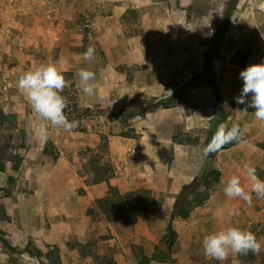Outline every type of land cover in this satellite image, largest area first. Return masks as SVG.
<instances>
[{"label": "rangeland", "instance_id": "obj_1", "mask_svg": "<svg viewBox=\"0 0 264 264\" xmlns=\"http://www.w3.org/2000/svg\"><path fill=\"white\" fill-rule=\"evenodd\" d=\"M154 1L111 20L106 16L117 1L0 0V264H47L43 255L52 247L60 264H94L103 256L136 264L139 254L164 249L170 213L191 191H203L200 180L210 170L219 178L207 199L170 223L176 235L170 261L150 264H264V199L253 194L249 205L223 192L233 175L250 190L245 164L264 180V125L234 99L243 86L240 72L264 63V0ZM89 45L96 49L91 63L82 59ZM136 49L142 53L133 54ZM236 51L247 53L243 67L229 64ZM137 56L146 64H137ZM41 63L70 72L79 107L91 111L71 116L78 121L72 132L49 129L47 141L34 133L35 115L16 87L23 72ZM82 68L95 73L92 96L77 87ZM165 89L168 97L160 100ZM173 95L172 108L157 105ZM149 104L147 114L122 122L120 110ZM220 124H239L244 142L208 155L185 180L194 150L204 157ZM128 127L136 138L118 136ZM174 135L179 144L167 153ZM109 188L147 189L159 205L123 225L95 208ZM230 226L255 234L259 253L230 254L223 262L205 257L202 238Z\"/></svg>", "mask_w": 264, "mask_h": 264}, {"label": "clouds", "instance_id": "obj_2", "mask_svg": "<svg viewBox=\"0 0 264 264\" xmlns=\"http://www.w3.org/2000/svg\"><path fill=\"white\" fill-rule=\"evenodd\" d=\"M96 49L89 45L82 53V59L91 63L95 58ZM60 65L65 62L59 61ZM77 87L86 96L94 95L95 73L87 68H82L77 73ZM243 81L241 92L234 99L237 104L245 105L242 112L248 113L252 108V114L256 121L264 125V63L250 64L240 74ZM72 81L65 75L56 63H41L40 65L23 72L16 87L24 96L35 115L34 133L43 141L50 136L49 129L72 132L78 127V121L69 120L65 114L68 99L63 95ZM244 132L239 124H232L229 128L220 124L211 140L203 148L205 157L217 153L225 145L231 143H243ZM244 171L251 181L250 190H246L239 176L233 175L226 183L223 192L230 199H241L252 203L253 194L257 198L264 199V180L256 174V169L248 164L244 165ZM261 242L251 231L230 226L209 233L202 238L201 247L203 255L217 261H225L230 254L247 255L249 252L256 254L261 249Z\"/></svg>", "mask_w": 264, "mask_h": 264}, {"label": "trees", "instance_id": "obj_3", "mask_svg": "<svg viewBox=\"0 0 264 264\" xmlns=\"http://www.w3.org/2000/svg\"><path fill=\"white\" fill-rule=\"evenodd\" d=\"M247 59V53L242 51H236L233 56L229 60V64L236 67H243ZM65 78L72 81L70 87L66 88L63 92V95L68 99V106L65 109V114L70 120L71 116H73L77 112L79 113L78 116L86 117L89 113H91L89 108H82L79 107L78 104V97L76 94L75 83L72 78V74L70 72L64 73ZM177 95H173L169 99L164 101H159L157 105L162 109H170L174 106L177 101ZM152 104L147 105L142 110L139 111H126L120 110L118 113L123 118L122 122H128L130 118L134 115L141 116L145 110L151 108ZM77 116V115H76ZM76 119L78 117H75ZM118 136L126 138V139H134L138 135H136L132 128L127 129L125 132H120ZM176 135L172 136V142L179 144L176 140ZM236 143H231L225 145L222 150H226ZM42 154L49 155V151L46 147L43 148ZM2 169V166L0 167ZM219 173L215 170H210L206 173L200 180V184L203 186V191H191V197L189 199H184L176 203L179 205L177 211L173 210L170 213L168 225L166 227V233L163 238L164 249H160L159 247H154L153 252L149 255H138V260L136 264H150L154 263H166L170 261L171 255V248L174 244L175 240V233L170 227V223L174 218L185 219L189 215L190 211L200 205L207 199L206 191L213 187V184L218 182ZM95 208L103 217L106 218H116L118 219L121 224L123 225H130L132 224L137 216L142 213L150 212L156 209L159 205L153 196L151 195L150 191L147 189H136L132 190L123 194L118 193L114 188H109L108 193L103 198L97 199L95 201ZM260 231L264 232V219L263 222L260 224ZM257 237V236H256ZM10 248V247H9ZM25 252L29 253L26 249ZM38 256H41L38 253ZM43 257L47 260V264H60L58 258V250L55 247H52L46 251ZM94 260H97L94 258ZM98 260L99 262H95L94 264H115L111 258L108 257H101ZM42 264V263H40Z\"/></svg>", "mask_w": 264, "mask_h": 264}, {"label": "crops", "instance_id": "obj_4", "mask_svg": "<svg viewBox=\"0 0 264 264\" xmlns=\"http://www.w3.org/2000/svg\"><path fill=\"white\" fill-rule=\"evenodd\" d=\"M112 1L113 2L117 1V2L115 4H112V6H111V8H112L111 13L112 14L110 16H106V19L110 18L111 20H115V19L120 18L123 14L126 13V11L128 9L147 8L150 5L156 4L155 1H154L155 3H152V0H119V1L118 0H100L102 5H108L109 2H112ZM57 14H58V17L56 16ZM54 15H55L54 16L55 19L60 17L58 11H56V13ZM148 17L150 18V15H146V18H148ZM41 21L45 25V26H42V27H45V28L48 27V26H52L53 27V25L50 22H47V21L45 22V20H41ZM60 23H61V21H59V24L56 26V28H53V34L55 35V38H56L57 33H60V31H61ZM59 28H60V30H59ZM147 31L149 32V30H147ZM141 53H142V51L140 49L139 50L136 49V51L133 52V54H135V55H139ZM137 57H138V60L136 61L137 64H146L144 58L142 59V58H139V56H137ZM165 90H167V89H165ZM159 96L161 97L160 100L163 99V98L168 97V90L164 94H160ZM149 110L150 109L145 110L144 111V115L147 114V112ZM163 110H167V109H163ZM138 143H139V147L142 149V151H144V149L146 150L147 149V145H149L147 137H145L143 134L140 135ZM175 144L176 143L172 142V138H170L168 140L167 149H166L167 153L170 152L171 148ZM200 154L201 153L198 150H194V153L191 156L190 161L188 162V166L186 168V172L182 175V177L185 180H187V178L192 175L193 170L198 169L202 164H204V162H205L207 157H205V156L201 157ZM165 190L168 191V184L166 185Z\"/></svg>", "mask_w": 264, "mask_h": 264}]
</instances>
